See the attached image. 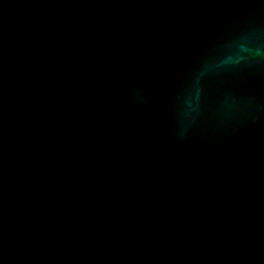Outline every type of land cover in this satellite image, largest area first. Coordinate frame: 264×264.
Here are the masks:
<instances>
[{"label": "water", "instance_id": "water-1", "mask_svg": "<svg viewBox=\"0 0 264 264\" xmlns=\"http://www.w3.org/2000/svg\"><path fill=\"white\" fill-rule=\"evenodd\" d=\"M0 264H264V0H0Z\"/></svg>", "mask_w": 264, "mask_h": 264}]
</instances>
